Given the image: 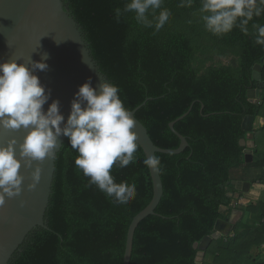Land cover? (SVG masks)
<instances>
[{"label": "trees", "instance_id": "obj_1", "mask_svg": "<svg viewBox=\"0 0 264 264\" xmlns=\"http://www.w3.org/2000/svg\"><path fill=\"white\" fill-rule=\"evenodd\" d=\"M64 2L100 70L119 87L124 107L131 111L152 98L136 117L156 145L179 147L180 138L169 124L194 103L175 123L189 146L178 154H156L164 194L156 213L135 231L130 264H196L202 249L195 243L212 235L217 220H229L234 209L242 217L230 235L211 240L203 264H264V201L233 206L234 195L241 191L229 183L239 178L233 175L235 169L264 170V152L262 159L247 161L242 144L252 134L255 119L264 116V89L259 99L248 96L256 88L254 66L264 58V46L254 43L251 25L264 24V15L249 23L248 35L234 28L216 36L204 27L200 0H193L191 7H180L181 0H163L162 8L171 16L159 31L138 24L134 13L123 14L117 22L114 10L123 9L127 0ZM261 75L264 80V64ZM77 155L67 137L56 158L46 212L49 228L31 231L10 264H124L129 226L153 198L150 169L143 163L146 154L138 144L133 163L122 169L113 166L117 183L127 181L137 188L133 200L119 205L89 186V178L75 165ZM258 180L264 177L251 178Z\"/></svg>", "mask_w": 264, "mask_h": 264}, {"label": "clouds", "instance_id": "obj_2", "mask_svg": "<svg viewBox=\"0 0 264 264\" xmlns=\"http://www.w3.org/2000/svg\"><path fill=\"white\" fill-rule=\"evenodd\" d=\"M162 3L163 0H127L123 9L114 10L115 19L119 22L123 14L134 13L138 24L159 31L171 16ZM192 4L193 0H181L179 6ZM198 12L205 29L213 35L222 36L234 28L248 35L249 23L264 15V0H200ZM251 27L254 43L264 46V24L252 23ZM47 68L45 62H32L31 67L16 60L0 63V126L27 133L22 143L12 138L6 146H0V206L6 197L21 195L25 180L20 171L22 164L32 169L33 162L54 160L61 136L68 137L71 148L78 153L75 165L89 178V186L95 185L115 204L129 203L137 194L136 185L117 183L111 174L114 165L122 169L133 163L138 149L135 121L124 107L119 87L104 80L97 91L91 80L84 83L75 94L65 122L59 100L44 110L51 93L46 92L34 73ZM143 163L154 171L161 170L158 156H148ZM31 179L28 189L34 190L41 179L39 164L31 171Z\"/></svg>", "mask_w": 264, "mask_h": 264}, {"label": "water", "instance_id": "obj_3", "mask_svg": "<svg viewBox=\"0 0 264 264\" xmlns=\"http://www.w3.org/2000/svg\"><path fill=\"white\" fill-rule=\"evenodd\" d=\"M45 57H47L46 60ZM11 60L29 67L32 66V62H45L48 65L46 70H37L34 73L39 77L46 92L51 93L50 99L43 107L47 111L54 100H59L60 111L65 116V122L80 86L91 80L92 87L99 91V85L104 80L109 82L108 77L100 70L94 59L80 24L66 8L64 0H0V63ZM263 64L264 58L261 63L254 66L252 76L256 80V88L248 91L251 99L259 98L264 89V80L261 75ZM150 99L152 98L148 97L142 104L131 110L135 121L137 142L143 148L146 157L156 156L157 152L173 154L183 152L189 146V142L187 137L175 128V123L189 114L194 103L187 112L169 124L171 130L180 138L179 147L162 148L155 144L147 127L136 117V112ZM26 134L23 129L13 131L0 126V146H6L12 138L22 143ZM66 138V136L60 137V144L55 150L56 158ZM242 144L247 146L246 160L251 161L250 147L245 140ZM17 157L19 158L18 145ZM56 158L33 162L32 169L22 164L20 171L25 180L21 195L14 198L6 197L4 205L0 206V264H10L15 252L35 228H49L46 212L52 194ZM37 164L41 169V179L34 190H29L28 185L32 183L31 171ZM150 173L153 181V198L134 216L129 226L124 264L131 262L137 227L146 217L156 213V208L164 194L160 171L150 169ZM229 183L236 185L239 189L243 188L242 181L232 180ZM233 228L234 224L230 220L218 219L215 232L206 236L200 243H195V247L202 249L196 264H203L204 250L212 239L230 235Z\"/></svg>", "mask_w": 264, "mask_h": 264}, {"label": "crops", "instance_id": "obj_4", "mask_svg": "<svg viewBox=\"0 0 264 264\" xmlns=\"http://www.w3.org/2000/svg\"><path fill=\"white\" fill-rule=\"evenodd\" d=\"M256 99H259V98H254L253 100H256ZM263 139H264V116H258L254 122V130L252 134L251 133L248 134V140L246 141L247 145L251 149L252 160L262 159L263 152H264V140ZM249 159H250V156H249ZM255 169L260 170V173L256 174ZM237 170H240L239 173H237V175H241V176H239V178H235L234 180L242 181L243 188L239 189L236 186V189L240 190L241 194L236 193L234 195V200H233L232 205L233 206L243 205V202H246V201H250V202H257L259 200L264 201V180L263 181L258 180L257 182H252L249 180L251 179L249 178L251 174H253L255 177H258V179L261 177H264V170H261L258 168H252V171H251V169L244 170L243 168V169H235L234 171H237ZM226 209L227 208H225V210ZM234 211L239 212L240 210L234 209L231 214H233ZM233 224L235 225V223ZM260 255L261 257L264 258V245L262 246Z\"/></svg>", "mask_w": 264, "mask_h": 264}, {"label": "rangeland", "instance_id": "obj_5", "mask_svg": "<svg viewBox=\"0 0 264 264\" xmlns=\"http://www.w3.org/2000/svg\"><path fill=\"white\" fill-rule=\"evenodd\" d=\"M219 61H222L224 63H228L229 62V59L228 58H222L220 59ZM262 135V134H261ZM259 137V136H258ZM264 140V139H263ZM245 170V169H244ZM243 170V171H244ZM240 170H237V171H233V175L236 176V177H239L241 175H237V173H239ZM252 171V169H251ZM245 172V171H244ZM255 173L258 174L260 173V170H256L255 169ZM243 175V174H242ZM252 177H255L253 174L250 175L249 178H252ZM251 181V179H249ZM250 201H246V202H243V206L242 207H245ZM224 209V208H223ZM240 210V209H239ZM242 217V211L240 210L239 212L238 211H234L233 214L230 215L229 217V220H231L233 223H236L240 218Z\"/></svg>", "mask_w": 264, "mask_h": 264}]
</instances>
